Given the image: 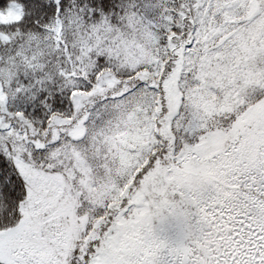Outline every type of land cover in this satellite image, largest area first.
<instances>
[{
  "label": "snow or ice",
  "instance_id": "6c2138e0",
  "mask_svg": "<svg viewBox=\"0 0 264 264\" xmlns=\"http://www.w3.org/2000/svg\"><path fill=\"white\" fill-rule=\"evenodd\" d=\"M0 264H264V0H0Z\"/></svg>",
  "mask_w": 264,
  "mask_h": 264
}]
</instances>
